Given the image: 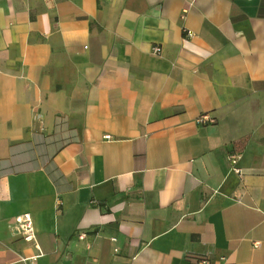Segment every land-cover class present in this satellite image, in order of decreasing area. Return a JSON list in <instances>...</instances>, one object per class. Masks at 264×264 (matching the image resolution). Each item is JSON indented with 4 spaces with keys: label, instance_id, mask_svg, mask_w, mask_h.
Wrapping results in <instances>:
<instances>
[{
    "label": "crops",
    "instance_id": "0c3cea01",
    "mask_svg": "<svg viewBox=\"0 0 264 264\" xmlns=\"http://www.w3.org/2000/svg\"><path fill=\"white\" fill-rule=\"evenodd\" d=\"M33 256L264 264V0H0V264Z\"/></svg>",
    "mask_w": 264,
    "mask_h": 264
},
{
    "label": "built area",
    "instance_id": "2783aa9c",
    "mask_svg": "<svg viewBox=\"0 0 264 264\" xmlns=\"http://www.w3.org/2000/svg\"><path fill=\"white\" fill-rule=\"evenodd\" d=\"M153 52L154 53H160L161 52V47L160 46H154L153 47ZM214 119L210 116L209 113H204L201 114L197 118V122L201 124H208L213 122ZM230 161L232 165V170L239 174L242 175L243 171L241 167L239 166V160H240V155L238 153H231L230 156ZM13 231L21 236L25 241L27 242H32L36 239V231L34 227V221L32 214L29 212L20 214L16 216L15 222L12 226ZM80 237L83 239L86 237L85 233H82ZM38 256V255H37ZM37 256L33 257H24L22 260L26 261L29 260L31 261V264H34V261L36 260ZM225 260V258H224ZM196 264H215L214 261L209 257V256H199L197 258ZM223 264H229L227 261H225Z\"/></svg>",
    "mask_w": 264,
    "mask_h": 264
}]
</instances>
